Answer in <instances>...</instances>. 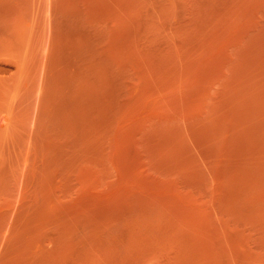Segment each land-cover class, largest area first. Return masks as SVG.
<instances>
[{
    "label": "rangeland",
    "instance_id": "rangeland-1",
    "mask_svg": "<svg viewBox=\"0 0 264 264\" xmlns=\"http://www.w3.org/2000/svg\"><path fill=\"white\" fill-rule=\"evenodd\" d=\"M0 264H264V0H0Z\"/></svg>",
    "mask_w": 264,
    "mask_h": 264
}]
</instances>
